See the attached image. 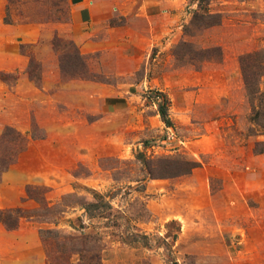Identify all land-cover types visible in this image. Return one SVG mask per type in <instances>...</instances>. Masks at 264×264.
I'll use <instances>...</instances> for the list:
<instances>
[{
  "label": "rangeland",
  "instance_id": "1",
  "mask_svg": "<svg viewBox=\"0 0 264 264\" xmlns=\"http://www.w3.org/2000/svg\"><path fill=\"white\" fill-rule=\"evenodd\" d=\"M99 1L91 23L70 0H11L12 25L0 11V209L39 213L0 224V264H264V133L239 63L264 51V0ZM139 154L199 166L147 177Z\"/></svg>",
  "mask_w": 264,
  "mask_h": 264
},
{
  "label": "trees",
  "instance_id": "2",
  "mask_svg": "<svg viewBox=\"0 0 264 264\" xmlns=\"http://www.w3.org/2000/svg\"><path fill=\"white\" fill-rule=\"evenodd\" d=\"M11 3V0H7L6 6H5V15H4V22L5 23H11V15L9 13V4ZM200 20L203 18V13L200 14L198 12L195 13V20ZM206 24V23H205ZM213 23H207L205 26L211 25ZM23 45H19L20 52H24L22 49ZM264 51H255L246 53L244 55H241L239 58V63L241 67L242 72V78L244 83V88L246 91V95L251 107V114L249 116V120L251 123L255 126V130L258 133H264V90L261 88V76L264 73V58L259 59L260 55ZM36 65V62L34 61L33 57H30L29 59V65L27 69V73L30 79H33L37 77V75L34 74V66ZM8 74L0 72V78L3 80L7 79ZM161 100L157 101V111L160 115L161 119L164 121V123L167 126L171 125V121L168 116V106H167V98L163 94L160 95ZM6 130H10L9 127L6 128ZM43 135H34L33 133L30 134V137H36V138H43ZM254 151L257 153L264 152V141H255L254 143ZM142 154L138 155L136 158V162H140L142 164L141 169L147 174V177H174L179 175H186L191 173V171L199 166V163L196 160L189 159V158H183V157H160L156 160L154 159H146L142 158ZM11 160H0V170L3 171L7 164L10 163ZM37 190L33 189L31 190L30 186L26 187V194L29 198H32L34 200L38 199L37 196ZM44 199V197H42ZM41 207H45L49 211L56 212L60 208V202L54 203L52 205H48L46 200L41 202ZM36 209H28L21 206H12V207H6L0 209V224L4 226L7 230H15L18 228L20 222L22 219H28L34 217V215L39 216V213L36 212ZM42 216L45 217L46 213L42 212ZM42 217V218H43ZM40 237L44 242L51 241V236L54 238H60L58 243H61L63 245L62 241H64L66 238L70 239L72 238L69 235L61 234V232L58 229L55 228H49V229H40ZM60 249V248H59ZM58 249V250H59ZM74 250V251H73ZM76 252L79 254V260H81L84 256H82L83 249H72V253ZM54 259H57L54 257L53 254H51L49 251L47 252V264H54ZM62 264L59 261H56V264ZM89 264V263H85ZM97 264H100L99 262Z\"/></svg>",
  "mask_w": 264,
  "mask_h": 264
},
{
  "label": "crops",
  "instance_id": "3",
  "mask_svg": "<svg viewBox=\"0 0 264 264\" xmlns=\"http://www.w3.org/2000/svg\"><path fill=\"white\" fill-rule=\"evenodd\" d=\"M70 1L72 3V14H73L74 20L77 23H86V22L91 23L96 13L100 12V10H102V14L104 15H107V12L108 14L111 13L110 9L108 8V5L106 7V4L101 3V1L99 0H89V1L70 0ZM5 2L6 0H0V11L2 12L1 13L2 18H3L4 10H5ZM4 24L12 25V23L11 24L4 23Z\"/></svg>",
  "mask_w": 264,
  "mask_h": 264
}]
</instances>
